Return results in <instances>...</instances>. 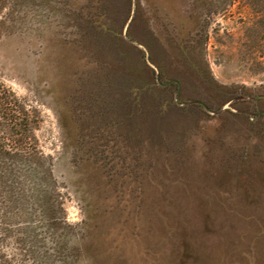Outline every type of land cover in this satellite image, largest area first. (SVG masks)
I'll return each mask as SVG.
<instances>
[{
  "label": "rangeland",
  "instance_id": "obj_1",
  "mask_svg": "<svg viewBox=\"0 0 264 264\" xmlns=\"http://www.w3.org/2000/svg\"><path fill=\"white\" fill-rule=\"evenodd\" d=\"M83 40L117 50L120 93L151 105L134 134L81 109ZM3 91L51 167L0 172V264H264V0H0ZM102 136L100 169L76 150Z\"/></svg>",
  "mask_w": 264,
  "mask_h": 264
},
{
  "label": "trees",
  "instance_id": "obj_2",
  "mask_svg": "<svg viewBox=\"0 0 264 264\" xmlns=\"http://www.w3.org/2000/svg\"><path fill=\"white\" fill-rule=\"evenodd\" d=\"M80 30L82 31V37L86 38L88 32H86L83 28H80ZM119 43L123 46H129V44H127L122 38H120ZM77 46L89 54L90 61L88 62L87 69L88 71H91L89 72L91 73L90 78L82 77L78 79L77 82L76 92L78 93L77 96H79L81 109H89V119H91V117L100 118V122L97 127L100 131L103 130L101 113L104 111L107 113L109 112V114L112 113V115H116L114 116L116 119L114 123L117 127L121 128L124 132H128V134H134L136 125L135 119L138 117L137 115L144 114L147 116L148 111L146 108L151 105L142 102L139 96L132 98L131 96H123L120 93L122 91L121 87L124 85L126 67L122 58L118 56V53H113L117 50L110 52V49L109 51L105 45L101 44L97 40H83ZM104 56L107 58L106 61L102 60V57ZM103 71L106 72V75L103 76L104 78H112L111 93L109 96L107 94L108 97H106L107 99L109 98V101H107L105 97H102V94H104L103 88H100L98 91L100 96L94 93V84H96V82L92 80V77L94 76L93 73L100 72L101 74H104ZM175 85L178 87V84L175 83ZM218 86L219 88H223L220 85ZM9 99L10 97H8V93L5 91H3V93L0 92V132L2 134V137H0V172L3 175L11 174L10 171H7L6 166L15 165L16 161H21L22 163H26L28 167L32 166L33 169L35 168L40 170L43 168V173H41L43 175V181L46 182V180L49 179L50 171L48 169L51 167V158L40 155V152L34 146V142H36L35 138L30 135L29 137L24 135L26 124H28L27 118L24 115V110L22 108L20 109V107L16 105V99H13L14 102ZM77 106L76 111L79 108V105ZM196 106L201 107L200 105H195V107ZM94 107L100 109V113H94ZM26 116L28 117V114ZM109 122H111V127H113L114 123H112V121H108V123ZM13 131L18 132L16 133L18 136L16 139H14V136L10 137L12 136ZM125 137L126 138H124V140H127V136ZM102 139H104L103 136L96 139L90 138L85 141L84 145L76 140L78 146L82 145L79 147L78 151L76 150V154H81L80 150L84 147L85 151L83 155L85 156V161L92 162L94 165L99 166L100 169L103 167H101V161H105L107 159L105 155H108V151L106 149H101L103 144L99 142H102ZM28 141H31V143L28 144L29 146H31L32 142L34 143L33 148L28 149L27 151L25 149H21V147ZM40 198L47 226L52 229L53 227L59 228V225H57L58 223L56 222L58 220H64V218L60 217L63 216L64 212L62 207L52 206L53 204L50 203V197L44 192H41ZM69 227L70 226L67 225L64 229L66 230ZM71 250L70 254L78 252L77 249Z\"/></svg>",
  "mask_w": 264,
  "mask_h": 264
}]
</instances>
